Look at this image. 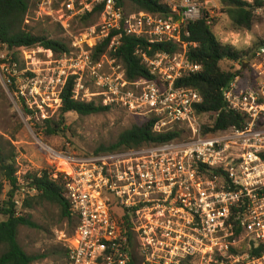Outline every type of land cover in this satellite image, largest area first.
<instances>
[{
	"label": "built area",
	"instance_id": "1",
	"mask_svg": "<svg viewBox=\"0 0 264 264\" xmlns=\"http://www.w3.org/2000/svg\"><path fill=\"white\" fill-rule=\"evenodd\" d=\"M167 5L164 14L129 11L117 0H34L26 24L53 22L67 52L56 54L36 44L16 48L13 56L0 44V85L31 127L33 119L43 122L57 114L72 78L74 100L152 118L155 133L179 129L185 135L98 154L57 149L36 136L77 220L71 235L61 233L67 264H216L220 258L264 264V251L253 253L264 245V125L259 122L264 44L249 59L233 61L234 77L222 89L227 105L246 115V124L204 131L206 114L197 112L201 94L177 82L202 70L187 55L195 45L189 25L206 19L213 26L215 14L201 0H169ZM88 15L96 21L75 32L76 22ZM240 33L230 32L228 44L234 46ZM126 36L175 49L153 55L136 49L153 78L130 80L117 56ZM105 41V51L95 55ZM247 67L254 76L248 88L239 82ZM14 202L22 206L21 198ZM240 240L246 247L239 254L234 251Z\"/></svg>",
	"mask_w": 264,
	"mask_h": 264
},
{
	"label": "trees",
	"instance_id": "2",
	"mask_svg": "<svg viewBox=\"0 0 264 264\" xmlns=\"http://www.w3.org/2000/svg\"><path fill=\"white\" fill-rule=\"evenodd\" d=\"M34 0H0V44H4L6 50L13 51L19 47H30L36 44L50 49L53 53L62 54L68 48L65 42L49 39L37 35L26 25V15L31 11ZM117 3L125 7L129 3L132 10L168 13L169 7L161 0H117ZM222 13H225L231 26L235 30L250 31L254 26L257 16L256 10L264 8V0H218ZM89 15L83 17L80 22L89 24ZM189 40L195 43L188 48V58L202 65V70L190 75L179 82L182 85L196 89L202 96V103L197 107L198 113L209 115V120L204 125V131L220 132L232 127L241 128L246 124L247 117L243 113L231 109L222 95V89L234 77V72L221 67L223 60L241 61L249 55V51H240L229 44H222L214 35L212 25L206 19L192 22L189 25ZM263 45V44H260ZM107 41L96 48V53L105 51ZM259 46V44L257 45ZM153 55L157 51L174 50V46L155 44L148 46L146 41L133 36L122 39L117 52L118 58L124 65L127 78H153L136 49ZM252 54V53H251ZM16 56V51H13ZM251 56V55H250ZM249 56V57H250ZM248 59V58H247ZM72 78L68 80L62 92V105L57 114L49 120L40 122L33 119V131L37 136L48 138L60 133L64 128L65 115L74 112L79 116H87L110 110L112 107L102 105L98 101L81 102L72 98ZM27 114V110L25 111ZM212 127H209V125ZM154 119H141L131 123L120 131L108 146H100L93 154L112 152L123 148H139L152 144L167 142L180 138L182 130L174 129L165 133L153 131ZM43 139V138H42ZM14 161L7 163L0 150V172L8 185L4 198V184L0 183V264H34L44 257L39 254H28L18 241V233L21 227L36 228L26 209L41 204L53 205L58 209L61 219L71 223L73 233L77 220L72 216L70 205L64 197V186L60 178H53L45 166L35 172H25L17 176ZM22 199V206L17 208L15 198ZM18 212V213H17ZM66 248V247H65ZM264 251V245L254 249L253 253ZM68 261V250L66 248Z\"/></svg>",
	"mask_w": 264,
	"mask_h": 264
},
{
	"label": "rangeland",
	"instance_id": "3",
	"mask_svg": "<svg viewBox=\"0 0 264 264\" xmlns=\"http://www.w3.org/2000/svg\"><path fill=\"white\" fill-rule=\"evenodd\" d=\"M161 1L166 4L169 3V0ZM201 1L214 11L215 17L212 26L214 35L222 44H228L226 39L230 32L235 31V29L231 26L228 16L222 13L218 0ZM125 9L132 10L129 3L125 4ZM255 13L257 19L254 26L250 31L239 30L241 35L235 40L236 44L233 46L240 51H249V55L246 56L248 59L252 57L258 44H264V8L256 10ZM96 19V17H90L88 25L80 21L76 22L75 32L93 24ZM26 25L37 35L60 41L65 40L58 27L47 19L31 20ZM13 51H9V54H12ZM221 67L231 72L236 71L233 61L223 60ZM241 70L240 84L247 88L251 87L254 83L253 74L248 67ZM91 89L94 90V87ZM140 120L141 118L131 115L121 108H111L108 111L87 116H79L74 112H69L65 115L64 128L60 133L48 138L41 136L45 143L57 149H68L77 154H91L100 146H108L115 140L120 131L127 128L131 123ZM208 120L209 115L204 118L205 124ZM259 122L264 125V113L259 118ZM30 123L25 115L19 113L11 96L0 85V150L3 157L7 158V163L13 159L14 167L20 173L23 171L35 172L48 164L46 156L35 143L37 135ZM0 183L4 184L1 195V198H4L8 185L1 172ZM26 213L30 215L37 227H21L18 233V241L26 253L44 255L34 264H67L65 240L61 233L68 237L72 231L71 223L66 219H61L58 209L49 204L28 208ZM237 245L234 252L240 254L246 246L242 240L237 242ZM1 250L0 248V253ZM216 264L237 263H234L232 259L220 258L217 259Z\"/></svg>",
	"mask_w": 264,
	"mask_h": 264
}]
</instances>
